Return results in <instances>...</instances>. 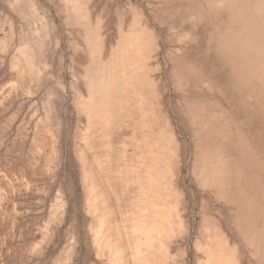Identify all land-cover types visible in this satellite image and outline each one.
I'll list each match as a JSON object with an SVG mask.
<instances>
[{"label": "rangeland", "instance_id": "rangeland-1", "mask_svg": "<svg viewBox=\"0 0 264 264\" xmlns=\"http://www.w3.org/2000/svg\"><path fill=\"white\" fill-rule=\"evenodd\" d=\"M108 1L0 0V264H115L96 254L88 229L79 151L92 161L84 145L83 136L90 132L81 107L93 94L98 67L111 60L132 29L151 35L145 69L161 116L155 130L166 120L180 149L173 180L185 232L171 239L164 264L212 263L202 244L204 219L212 220L234 248L236 264H264V54L249 44L264 45V0ZM204 121L214 124L212 133ZM129 146L126 152L132 155ZM206 146L222 169L225 196L202 186L194 173L198 152ZM121 261L132 264L127 253Z\"/></svg>", "mask_w": 264, "mask_h": 264}, {"label": "bare ground", "instance_id": "bare-ground-1", "mask_svg": "<svg viewBox=\"0 0 264 264\" xmlns=\"http://www.w3.org/2000/svg\"><path fill=\"white\" fill-rule=\"evenodd\" d=\"M14 1H16V0H14ZM109 1H111V0H109ZM153 1L155 3V0H153ZM108 2L106 4L110 3V2L109 3ZM123 2H124V0H123ZM97 3H99V1H97ZM130 3H131V1H130ZM106 4H105V6H106ZM125 4L126 3H124V5ZM134 4H135V2H134ZM10 5H12V4H10ZM114 5H116V2L114 3ZM177 6H178V4H177ZM74 7H75V5L73 4V8ZM119 7H123V5H121ZM118 9H121V8H118ZM151 9H152V7H151ZM147 10H149L148 7H147ZM168 10H167V12H168ZM105 11H106V9H105ZM109 11H112V10H109ZM222 11H224V10H222ZM116 12H117V9H116ZM259 12H261V11H259ZM127 13H129V12H127ZM66 19L68 20V18H66ZM106 20L107 19H105V21ZM159 20H160V17H159ZM162 20H164V19H162ZM108 21H106V23ZM135 21H138L137 17L135 18ZM262 21L264 22L263 19H262ZM166 22H167V20H166ZM263 22H262V24H263ZM238 23L239 22H237V24ZM145 24H146V22H145ZM161 24H163V23L161 22ZM107 25H108V23H107ZM216 26H217V24H216ZM122 27H123V25H122ZM153 29H155V28H153ZM219 29H221V28H219ZM67 31H68V29H67ZM108 31L109 30H107V33H108ZM142 31L143 32H141L139 29H132L125 36L122 37L121 41L117 44L116 50L114 51L115 54L112 56L111 60H107L105 62V65L98 67L97 80H96V83L93 84V94H91L89 96L87 101H84V105L81 107L87 115V119L85 121L88 120V122H87L88 125H86V126H88V130L90 132V133H86V135L83 136L85 139L84 145H85V148L89 150V151L87 150V152H90L91 161H92L91 164H90V162L87 163V160H89L88 155H86V153L81 148H80L81 149L80 151L78 150L79 151L78 157L81 160V162H80V164H81V180H82L83 190H84V194H85V209H86V212L89 213V216L91 217L88 229H90L89 231L93 235V236L91 235L92 236V243L96 249V251H95L96 254L109 256L110 257L109 259L111 260L110 263L113 262L115 264H118V263L121 264L123 261V260L121 261V259H122V257H125L126 253L130 256L132 264H164V262L166 263V260H167V253L169 252V243H170L171 239L176 235H180L184 231L183 220L181 218V213H180V207L181 206L179 207L178 196H177V194L179 192L177 193L176 184H175V181L173 180L174 167L176 165V162L178 161V151L180 149L177 150L178 145L175 144V140L172 137V134L169 130L168 122L166 120L164 123H161V127H159V130L157 132L155 130L158 127V123L160 122V121L158 122V119L161 116L159 114L160 112H158V101H157L158 99L156 96L157 93H155L156 89L154 88V85L152 86V84H151V82H153V81H151V82L149 81V78L151 76L150 77L148 76L147 71L145 69V67H146L145 59L148 57L149 53L151 52V50H150L151 35L147 36V34L145 33V29H142ZM236 31H238V30H236ZM254 33L255 32H253V34ZM113 34H114V32H113ZM161 35H162V33H161ZM213 35H215V34H213ZM114 36H115V34H114ZM164 36L168 37L169 34L164 35ZM178 36H180V34H178ZM58 37H60V36H58ZM61 37H62V35H61ZM147 37H148V39H147ZM180 37H183V35H181ZM105 39H106V36H105ZM170 39H171V35H170ZM174 39H176L175 40V42H176L178 37H175ZM182 40H184V39H182ZM33 41H35V40H33ZM223 43H225V42H223ZM232 44H234V43H232ZM249 44L252 46V50L255 51L256 54H261V55L264 54V45L263 44L253 43L252 41ZM71 46L72 45H70V47ZM175 47L176 46L172 47L171 49L176 50L177 48H175ZM30 50H32V49H30ZM69 50H70V48H69ZM203 50H205V49H203ZM215 50L216 49H214V51ZM77 51H76V53H78ZM176 51H178V49ZM217 51H219V50H217ZM81 54H84V52L83 53L81 52ZM162 54H164V53H162ZM162 54H160V55L162 56ZM192 54H193V52H192ZM156 55H157V53H156ZM224 56H226V55H224ZM233 56H236V55L234 54ZM76 57H77V54H76ZM78 57L76 58L77 60H78ZM206 57H208V56H206ZM229 58H230V56H229ZM19 59L20 58H18V60ZM84 59H86V57H84ZM84 59H81V60L83 61ZM75 60L73 59L72 61H75ZM260 61H261V63L263 62L262 60H260ZM78 63H81V62L78 61ZM155 64H156V62H155ZM219 64H221V63H219ZM253 66H255V65L253 64ZM16 68H17V66H16ZM72 69H73V71H75L74 68H72ZM150 69H152V68H150ZM20 70L21 69H19V72L22 71V70L21 71ZM73 71H72V73H73ZM236 71H237V69H236ZM18 75H19V73H18ZM72 76H74V75H72ZM74 79H76V78H74ZM170 79H171V76H170ZM247 79H245V81ZM76 80H78V79H76ZM176 81H177V79H176ZM185 81H187V80H185ZM206 81H209V80H206ZM76 82L77 81H75V83ZM201 82H203V81L201 80ZM204 82L202 84H204ZM245 83L244 84L242 83V84L245 85ZM206 84H207V82L205 83V85ZM239 84H240V82H239ZM179 87H181V86H179ZM206 87H207V85H206ZM252 87H254V86H252ZM159 89H161V87ZM162 89H163V87H162ZM257 89H259V88H257ZM95 92H97V95L94 94ZM234 93H235V91H234ZM247 93H249V92H247ZM263 93H261V94H263ZM74 95H75V93H74ZM252 99H254V98H252ZM226 101H228V100H226ZM259 101H260V99H259ZM260 103H261V101H260ZM168 104H166V105H168ZM76 106H78V105L76 104ZM231 106H232V104H231ZM159 107H161V106H159ZM201 110H203V109H201ZM179 111H180V109H179ZM215 111H217V113L219 114L220 119H221V114L219 113V111L216 108H215ZM242 111H244V110L242 109ZM199 112H201V111H199ZM225 115L227 116V114H225ZM198 117H201V116L199 115ZM194 118H195V116H194ZM225 120L228 121V119H225ZM204 122L207 123L208 133H212L214 131V128H213L214 124H212L210 121H204ZM206 123H205V125H206ZM201 127H202V124H201ZM174 129H176V128H174ZM182 131H183V129H182ZM121 134L123 135V137L121 136L122 140L120 138ZM117 135H118L119 139L117 138V140H115L114 138L117 137ZM128 135H129V137L127 138ZM224 136L226 137V135H224ZM244 137H246V136H244ZM215 140H216V138H215ZM113 141H115L116 143L113 144ZM224 141H225V139H224ZM129 143L133 145L132 155H130L128 152H126L127 151V144L129 146ZM116 144H118V145H116ZM216 144L219 145L218 143H216ZM96 147L100 148V152L96 151V149H95ZM224 152H226V151L224 150ZM239 154H240V152H239ZM222 155H223V153H222ZM215 157L216 156H214V154L209 150V147L206 146L205 148H201L198 152V158L195 161V164L193 167L194 173H195L196 178L198 179L199 183L202 186H207L209 188H212L213 190H215L217 192V194L225 196L224 189H223V186L221 183L222 169L220 167L218 160ZM220 157H222V156H220ZM181 158H182V156H181ZM250 158H251V156H250ZM233 169H234V167H233ZM186 171H187V169H186ZM23 173H24V171H23ZM241 173H243V172H241ZM98 178L100 179L99 183L97 182ZM261 184H264V183H261ZM247 188H249V187H247ZM210 196L211 195H209V197ZM226 196H228V193ZM229 196H231V195H229ZM112 198H113V200H112ZM250 200H251V198H250ZM252 200H254V198ZM259 200H260V198H259ZM218 203H220V202L218 201ZM231 206H233V205H230V207ZM230 207H228V208H230ZM218 210H219V207H218ZM225 210H226V208H225ZM115 211L117 214L115 213ZM226 211L224 212L225 214H226ZM224 213H223V215H224ZM231 215H233V214H231ZM115 216H118V218H115ZM186 216H188V215H186ZM260 216L261 215L259 214V218H260ZM229 219H231V218L229 217ZM257 221H258V219H257ZM259 222H260V220H259ZM203 226H204V228H203V235H202V244L203 243L205 244V248H206L205 250H207L209 257L212 260V261L209 260L210 262H212L211 264H236V258H235L236 253L234 254V248L227 243V240L224 239L223 235L219 232V229L215 225V223L212 220L204 219ZM219 226H220V224H219ZM230 226H232V225H229V227ZM221 229H220V231H222ZM246 232H247V230H246ZM262 234H263V232H262ZM187 235H189V234H187ZM262 236H261V238H262ZM237 237H238V235H237ZM69 241L70 240L68 239V242ZM189 241H191V238ZM76 243H77V241H76ZM241 245L243 246L242 243H241ZM9 246H10V244H9ZM239 246H240V242H239ZM69 247H71L70 244H69ZM71 249L72 248H70L69 250H71ZM62 250H63V248H62ZM244 250H245V248H244ZM1 252H3V251H1ZM239 252L243 253V250L241 249V251H239ZM65 253H66V251H65ZM71 253H74V252H71ZM97 256H95V257L97 258ZM119 256H122L121 259L119 258ZM70 257H68V258L70 259ZM101 257H103V256H101ZM106 258H105V260H106ZM240 259H242V258L240 257ZM244 259H245V257H244ZM263 259H264V257H263ZM98 260L101 261L102 259H98ZM247 260L250 261V259H247ZM107 261H103V262H107ZM60 264H63V262ZM237 264H238V262H237Z\"/></svg>", "mask_w": 264, "mask_h": 264}]
</instances>
